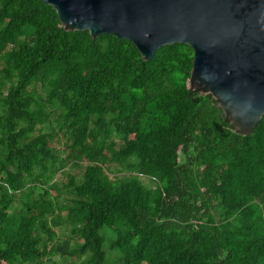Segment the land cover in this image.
Masks as SVG:
<instances>
[{"label":"trees","instance_id":"obj_1","mask_svg":"<svg viewBox=\"0 0 264 264\" xmlns=\"http://www.w3.org/2000/svg\"><path fill=\"white\" fill-rule=\"evenodd\" d=\"M190 65L0 0V264H264V113L223 126Z\"/></svg>","mask_w":264,"mask_h":264},{"label":"water","instance_id":"obj_2","mask_svg":"<svg viewBox=\"0 0 264 264\" xmlns=\"http://www.w3.org/2000/svg\"><path fill=\"white\" fill-rule=\"evenodd\" d=\"M42 1L64 30L124 38L144 60L161 45L187 44L188 89L211 97L237 134L264 113V0Z\"/></svg>","mask_w":264,"mask_h":264},{"label":"rangeland","instance_id":"obj_3","mask_svg":"<svg viewBox=\"0 0 264 264\" xmlns=\"http://www.w3.org/2000/svg\"><path fill=\"white\" fill-rule=\"evenodd\" d=\"M107 166L110 168V170H111L110 173H112V174L121 175V174H123V173L126 172L125 170H123V169L120 167V165H118V164H117L116 162H114V161L109 162V163L107 164ZM75 170H77V168H73V169H72V172L75 171ZM138 180H139L140 182H142L146 187H149V186L152 185L151 181H150L147 177H145V176H143V175H138ZM57 231L59 232V231H61V230L57 229ZM62 232H63V229H62ZM44 262H45V264H51L50 260H45Z\"/></svg>","mask_w":264,"mask_h":264}]
</instances>
